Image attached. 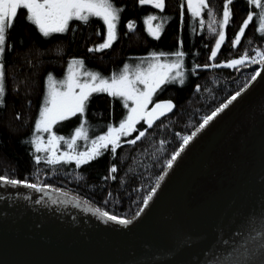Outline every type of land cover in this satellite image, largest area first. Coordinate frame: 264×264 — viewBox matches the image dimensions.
I'll use <instances>...</instances> for the list:
<instances>
[{"label": "trees", "instance_id": "trees-1", "mask_svg": "<svg viewBox=\"0 0 264 264\" xmlns=\"http://www.w3.org/2000/svg\"><path fill=\"white\" fill-rule=\"evenodd\" d=\"M174 1L161 11L151 4L142 5L139 0H114L115 6L123 9L117 21L116 39L111 47L100 51L89 49H95L99 44L97 41L90 44L93 33L104 35L106 26L102 19L93 17L87 23L73 19L69 21L68 37L57 33L46 37L26 19L25 13L18 14L7 32L5 50L0 56L5 88L0 97V153L7 162L5 168L0 167V175L51 185L119 217L134 216L142 206V197L162 174L165 161L179 148V136L191 134L201 117L247 84L260 66L246 63L229 68L223 65L239 59L246 50L249 56L255 54L253 49L264 51V34L256 30L258 18H254L245 29L240 43L235 47L232 45L248 13L259 12L247 0H232L229 5L230 20L223 28L225 40L215 59L209 57L219 37L211 29L215 28L216 33L221 31L225 0H207L211 16L206 9L198 17L192 16L185 0ZM153 15L157 19L151 21L152 24L162 25L159 39L146 28V19ZM129 22L134 24L131 31L127 27ZM176 51L185 53L180 69L183 76L161 84L153 96V102L174 101L173 113L152 127L142 120L136 125L137 131L120 138V147L115 153L110 150L111 146L101 149L100 155L79 167L75 161L49 165L43 154L36 152L32 141L40 132L35 125L48 91V76L61 71L55 67L59 65L63 73L71 57L72 61H83V65L94 70L91 72L109 78L114 73L119 74L125 65L131 64L129 71L132 72L137 65L146 69L152 62L153 53L172 54ZM169 58L175 59L174 56ZM214 64L221 66L211 67ZM127 112L120 98L96 92L86 101L83 114L77 113L55 124L52 129L62 125L61 132L73 136L83 124L88 139H78L75 151L84 152L92 147V140L107 132L109 125L118 127ZM26 124L28 126L24 127ZM56 131L59 130L56 128ZM140 131H144L145 136L135 144L127 142L134 140ZM37 156L41 157L40 163H36ZM113 167L117 169L115 173L111 172Z\"/></svg>", "mask_w": 264, "mask_h": 264}, {"label": "water", "instance_id": "water-1", "mask_svg": "<svg viewBox=\"0 0 264 264\" xmlns=\"http://www.w3.org/2000/svg\"><path fill=\"white\" fill-rule=\"evenodd\" d=\"M257 71L127 226L56 193L0 186V264H264V69ZM171 102L154 123L173 113Z\"/></svg>", "mask_w": 264, "mask_h": 264}, {"label": "snow or ice", "instance_id": "snow-or-ice-1", "mask_svg": "<svg viewBox=\"0 0 264 264\" xmlns=\"http://www.w3.org/2000/svg\"><path fill=\"white\" fill-rule=\"evenodd\" d=\"M140 4H151L153 7L160 9L164 8L165 0H139ZM249 5L255 6L259 12H249L247 18L243 21L242 26L239 28L235 39L232 41L233 47L238 45L241 38L245 34V29L249 24L258 18L259 27L256 29L261 34H264V0H247ZM232 0H225L223 5V20L220 23L221 31L216 33L215 28L212 32L218 35L215 42V47L211 51L209 59H215L218 50L221 48L225 40V33L223 28L229 23L231 11L229 5ZM188 9L193 17L201 15L203 10H208L211 16L207 0H187ZM26 10V19L34 24L38 30L44 35L49 36L53 33H63L67 30L69 21L75 19L84 23L89 22L90 18L102 19L103 23L107 26V39L104 43L98 45L95 49L89 51H100L111 47L113 41L116 39V26L119 20V13L123 10L114 4V0H0V56L5 50L7 32L13 26L14 20L18 15V10ZM156 16H149L145 23L148 25V31L154 38L159 39V32L162 25L157 24L152 26L151 21L156 20ZM203 21L201 25L203 26ZM212 23H216L213 18ZM131 31L134 28L133 22L127 25ZM211 28V24L209 25ZM251 43V41H249ZM254 55L249 56L246 50L239 59H233L223 66L235 68L248 64H259L264 69V51L260 49H253ZM183 51H176L172 54H152V62H150L146 69H141L139 65L130 73L129 66L125 65L123 70L116 74L114 73L109 78H103L99 73L84 70L82 72L77 70V67L83 68V61L73 60L69 63L67 76L63 80H55L52 75L48 76V94L44 101V106L40 110L39 119L36 121V130L38 132H47L49 137L45 142L42 137L37 136L32 143L35 145L36 152L47 153L45 161L49 165H57L60 163H69L75 161L77 167L81 164H86L90 160L100 155L101 149H107L111 146V151L116 152L120 147V138L128 136L132 132L137 131L136 125L142 120L146 121L148 127H152L155 120L160 116L165 115L171 111L174 105L171 101L164 103H154L153 96L161 84L175 81L177 77H182L183 73L180 69L183 68ZM174 56L175 59H170ZM164 58L163 60L161 58ZM221 65H211V67H220ZM196 67H200L197 65ZM205 68L209 65H204ZM260 71L254 72L250 76L249 83L245 84L234 94L229 96L225 102L220 103L209 114L201 117V122L195 127L191 134L179 136V148L171 153L170 158L165 161L162 174L156 178L155 184L149 188L140 203L139 211L135 213V217L148 207L149 202L155 196L157 190L161 186V182L168 174V170L172 169L174 163L192 142V140L206 128L212 120H214L220 113L229 107L241 94L247 90L251 82H254ZM83 76L82 80L80 77ZM183 83V80H180ZM143 87H140V86ZM4 88V71L3 64H0V97L3 96ZM199 91V86H197ZM96 92H106L112 97L120 98L123 101V106L128 109L125 119H123L118 127L108 126V130L104 135L98 136L92 140V147L84 152H76V142L78 139L87 140V133L84 131L83 124L75 130V134L68 140L62 136H57L52 133L53 125L62 120H66L77 113L83 114L85 111L86 101L89 97ZM131 101V106H129ZM2 102V101H0ZM153 107L149 109V105ZM179 135V134H178ZM145 136L144 131H140L139 135L134 140L127 141L130 144H135L137 140ZM64 141L71 151L62 152L57 155V149L60 142ZM163 143V142H161ZM41 157H36V163H40ZM117 169L113 167L111 172L115 173ZM23 186L35 192L42 193L43 196H50L51 193L58 194V197H66L67 199L62 202L68 203L72 201L77 207L84 206V209L96 215L98 218L105 219L106 222H112L118 225L127 226L133 222L126 217H119L111 214L106 210L99 207H92L88 201H81L79 197H69L67 192L59 188H54L51 185L43 183H30L17 179L10 178L7 175H0V186ZM29 199V197H25ZM43 197L38 199L36 203H41ZM53 204L57 203V198H51ZM107 203V201L105 202ZM134 217V218H135Z\"/></svg>", "mask_w": 264, "mask_h": 264}, {"label": "rangeland", "instance_id": "rangeland-1", "mask_svg": "<svg viewBox=\"0 0 264 264\" xmlns=\"http://www.w3.org/2000/svg\"><path fill=\"white\" fill-rule=\"evenodd\" d=\"M172 1H174V0H165V4H164V8H163V10L169 5V3H172ZM175 2V1H174ZM185 2H186V4H187V0H185ZM209 3V2H208ZM173 7V6H172ZM24 13L26 14V10H19L18 11V14H23L24 15ZM151 24H152V22H151ZM157 24H152V26L153 27H155ZM146 28H147V31H148V25L146 24ZM149 32V31H148ZM106 37H107V30H106ZM94 41H97V42H99V44H97V46L98 45H100V44H102V43H104L105 42V38L103 37H101V36H96V34H92V36H91V40H90V44H92V42H94ZM91 46H89V48H90ZM65 55V54H64ZM72 60H71V57H69V61L67 62V69L66 70H64V72L62 73L61 71H63L62 70V68H60V66L58 65L57 67H55V69L56 70H61L59 73H55L54 74V76H53V78L55 79V80H63L66 76H67V72H68V66H69V63L71 62ZM128 66H130L131 67V64L130 65H128ZM64 69V68H63ZM77 70L78 71H80V72H82V71H84V70H88V71H94V70H91V69H89L86 65H83V68L82 69H80V68H78L77 67ZM132 72V70H130V73ZM82 80L84 79V77L83 76H81L80 77ZM5 80H6V78H5ZM46 84H48V81L46 82ZM47 94H48V91H47V93H46V97H47ZM8 95V94H7ZM46 97H45V99H46ZM6 98H7V96L5 97V100H6ZM31 104V103H30ZM4 106H6V103H4ZM129 106H131V101H130V105ZM39 114H40V112H39ZM76 116V115H75ZM38 119H39V117H38ZM37 119V120H38ZM27 121V120H26ZM25 121V122H26ZM63 121V120H62ZM61 122V121H60ZM59 123V122H58ZM24 126V125H23ZM25 126H28V124H26ZM53 127H54V125H53ZM52 127V128H53ZM63 126L62 125H57V127H55L54 129H51V131H52V133H55L57 136H62V137H64L65 138V140H68V139H70L71 137H72V135H70V136H68L67 134H64V133H62L61 131H62V128ZM56 128L59 130L58 132L56 131ZM35 129H36V127H35ZM49 133H47V132H40L39 133V137H42V139L46 142L47 141V139H48V137H49ZM36 138V137H35ZM35 138H34V140H35ZM60 144L61 145H59V148L57 149V155H59L60 153H62V152H68L69 151V148H68V146H67V144H65L64 143V141H61L60 142ZM64 145V146H63ZM61 146H63V147H61ZM41 154H43V156L44 157H46V155H47V153H45V152H40ZM5 157L2 155V153H0V167H3V168H5V166H6V163L7 162H5ZM8 163H9V165L8 166H11L12 164H11V162H9L8 161ZM17 167H15V169H16ZM45 169V168H44ZM46 169H50V168H46ZM44 177V176H43Z\"/></svg>", "mask_w": 264, "mask_h": 264}, {"label": "flooded vegetation", "instance_id": "flooded-vegetation-1", "mask_svg": "<svg viewBox=\"0 0 264 264\" xmlns=\"http://www.w3.org/2000/svg\"><path fill=\"white\" fill-rule=\"evenodd\" d=\"M68 25H69V24H68ZM104 26H106V25L104 24ZM69 29H70V28L68 27L67 30H66L65 32H63V33H57L58 36H66V37H68L69 34H70ZM105 29L107 30V26L105 27ZM106 30H105V32H104V35L101 36V37H104L105 40L107 39V37H106ZM99 36H100V35H99ZM96 47H97V45H96ZM24 127H26V126H24ZM19 144H20V142H19ZM27 157L30 158V155L27 154ZM28 158H27V159H28Z\"/></svg>", "mask_w": 264, "mask_h": 264}]
</instances>
